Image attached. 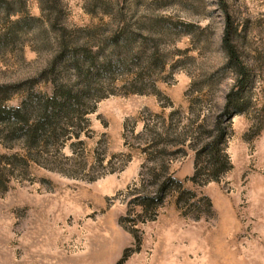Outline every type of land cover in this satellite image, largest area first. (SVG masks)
Segmentation results:
<instances>
[{
    "label": "rangeland",
    "instance_id": "obj_1",
    "mask_svg": "<svg viewBox=\"0 0 264 264\" xmlns=\"http://www.w3.org/2000/svg\"><path fill=\"white\" fill-rule=\"evenodd\" d=\"M228 14L247 79L208 180L153 139L189 145L224 112ZM57 87L87 103L59 139L0 125V264H264V0H0V105Z\"/></svg>",
    "mask_w": 264,
    "mask_h": 264
},
{
    "label": "trees",
    "instance_id": "obj_2",
    "mask_svg": "<svg viewBox=\"0 0 264 264\" xmlns=\"http://www.w3.org/2000/svg\"><path fill=\"white\" fill-rule=\"evenodd\" d=\"M234 26L231 20V16L228 14L226 18V26L223 37V45L229 52L232 61L236 62L239 67L240 78L237 80L236 87L229 94V102L223 113L217 115L214 119L213 127H207L206 121L198 125L199 136L192 138L191 144H186L184 139L169 137L162 138L160 134H157L153 139V144H159L165 142V146L173 143L181 142L182 147H178L175 152H182L183 146H189L196 150V162L199 163L200 159L204 160L203 169L209 171L208 180H215L218 175L223 173L230 167L228 156L224 151V144L228 134V125L223 120H230L235 113L241 112L240 104L237 103L234 109H231V101L237 99L238 95L242 91L246 82V71L239 61L236 45L233 41ZM124 61L120 65H124ZM84 90L78 89L76 91L69 88H59L54 90V93L50 96L40 97L34 101L35 104L28 106L27 102H23L18 107H7L0 105V125H6V128L12 129V126L16 127L14 133L23 132L24 139L27 143L33 146H41L42 144H48V141L52 138L59 139L61 134L67 132V125L75 122L77 115L83 116L82 112L87 103L84 101ZM37 108L34 121L31 122L30 116L34 109ZM173 112L172 114H174ZM171 114V116H173ZM80 117V116H79ZM208 118V117H207ZM209 125V124H208ZM188 126V125H187ZM189 127V126H188ZM184 126L183 128H188ZM169 128V127H167ZM207 135V141H203L200 144L201 136ZM199 144V147L195 146ZM31 150V147H29ZM33 148V147H32ZM166 150V149H164ZM163 151L162 153H164ZM165 154V153H164ZM199 167V164H198ZM212 171V172H211ZM199 176V168L196 170L194 180ZM174 177L171 175L166 176L165 182L161 185V190H165L169 182L174 181Z\"/></svg>",
    "mask_w": 264,
    "mask_h": 264
}]
</instances>
